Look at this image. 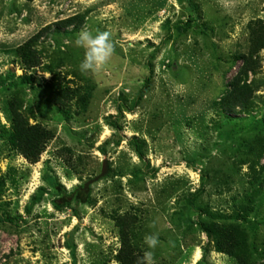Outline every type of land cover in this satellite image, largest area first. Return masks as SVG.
<instances>
[{"label": "rangeland", "instance_id": "rangeland-1", "mask_svg": "<svg viewBox=\"0 0 264 264\" xmlns=\"http://www.w3.org/2000/svg\"><path fill=\"white\" fill-rule=\"evenodd\" d=\"M45 27L28 68L18 48ZM82 30L111 34L99 70L80 69ZM257 32L264 0H0V264H120L150 234L156 264H237L201 222L264 262V49L249 109L219 107ZM12 106L51 134L37 163L8 141Z\"/></svg>", "mask_w": 264, "mask_h": 264}, {"label": "trees", "instance_id": "trees-1", "mask_svg": "<svg viewBox=\"0 0 264 264\" xmlns=\"http://www.w3.org/2000/svg\"><path fill=\"white\" fill-rule=\"evenodd\" d=\"M27 1L31 2L33 0ZM72 24L79 25L75 22V19H69L57 22L56 26L67 27ZM49 29L50 27H45L37 35L18 48V55L22 63L28 68H35L39 65V57L33 47L38 42L39 38ZM262 49H264V35H262L261 32L253 33L248 55H240L239 60H241V66L233 79L228 83L227 92L219 100V107L226 115L229 116L238 112H246L249 109L253 97V90L244 80L250 73H255L257 70V54ZM26 81H30V79L27 78ZM148 87L149 80H146L143 89L139 93L138 100L144 97ZM10 113L12 116L13 131L8 138L9 143L29 162L37 163L40 155L44 152L45 144L51 138L50 132L39 125H28L19 112V109L16 107L12 106L10 108ZM113 126L118 129L115 123ZM262 169H264V165ZM51 185L53 187H58L56 181H51ZM198 194L199 192L194 196L196 197ZM84 198V192L78 191L75 193L74 200L77 203L83 202ZM64 200L66 204H69L67 198ZM0 211L3 213V218H0V222H13V219L8 217L3 207H0ZM199 226L207 236L215 239L214 244L217 252L235 257L237 264H249L246 258L244 256L242 257L243 253L240 254L238 252L244 250L245 241L237 229L230 226H218L216 224L206 225L202 222ZM139 257L140 256L135 254L132 250L131 245L124 241L123 247L118 254L120 264H136ZM258 264H264V262Z\"/></svg>", "mask_w": 264, "mask_h": 264}, {"label": "clouds", "instance_id": "clouds-1", "mask_svg": "<svg viewBox=\"0 0 264 264\" xmlns=\"http://www.w3.org/2000/svg\"><path fill=\"white\" fill-rule=\"evenodd\" d=\"M75 43L84 50V56L80 63V69L83 72L96 71L104 67L116 50L108 31H97L93 34L91 31L82 30L77 34ZM144 243L150 250L145 251L137 259L136 264H156L154 252L151 249H155L158 245V235H146Z\"/></svg>", "mask_w": 264, "mask_h": 264}, {"label": "water", "instance_id": "water-1", "mask_svg": "<svg viewBox=\"0 0 264 264\" xmlns=\"http://www.w3.org/2000/svg\"><path fill=\"white\" fill-rule=\"evenodd\" d=\"M106 173H107V167H106V163H104L103 166H102V172H101V174H100L98 177H96L94 180H92V181L86 183L85 186H84L83 191L86 193V190H87L88 186H89L90 184H92L93 182L98 181V180H99L100 178H102Z\"/></svg>", "mask_w": 264, "mask_h": 264}, {"label": "bare ground", "instance_id": "bare-ground-1", "mask_svg": "<svg viewBox=\"0 0 264 264\" xmlns=\"http://www.w3.org/2000/svg\"><path fill=\"white\" fill-rule=\"evenodd\" d=\"M198 255H199V253L196 252V254H195V259H198Z\"/></svg>", "mask_w": 264, "mask_h": 264}]
</instances>
